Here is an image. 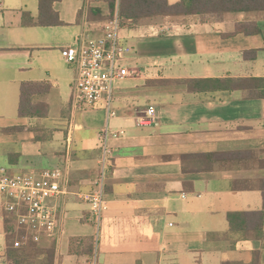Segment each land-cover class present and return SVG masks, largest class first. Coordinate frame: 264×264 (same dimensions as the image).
Segmentation results:
<instances>
[{"label": "crops", "instance_id": "crops-1", "mask_svg": "<svg viewBox=\"0 0 264 264\" xmlns=\"http://www.w3.org/2000/svg\"><path fill=\"white\" fill-rule=\"evenodd\" d=\"M54 7L63 25L30 26L25 20L38 19L39 0H0V128L23 127L5 134L0 129V168L64 169L55 264L95 260L81 253L86 243L74 247L80 253L72 252V239L96 233L82 194L99 176L106 127L112 153L97 264H264V239L232 231L228 221L229 212L264 209V98H251L241 88L194 91L153 83L264 78V18L236 14L230 31L223 27L231 14L223 22L166 16L122 27L121 42L132 51L121 64L132 76L117 82L111 115L104 101L75 102L77 65L62 55L76 37L103 35L104 22L90 21L88 9L106 15L107 2L62 0ZM253 20L261 34L231 35L238 22ZM254 49L257 57L245 59L244 51ZM27 81L51 84L37 96L48 105L46 116L16 113L15 96ZM6 106L10 116L1 109ZM150 108L155 120L140 125ZM246 151L255 158L207 172L182 169L185 154ZM7 215L0 193V264H8ZM38 244L45 248L51 241Z\"/></svg>", "mask_w": 264, "mask_h": 264}, {"label": "trees", "instance_id": "trees-1", "mask_svg": "<svg viewBox=\"0 0 264 264\" xmlns=\"http://www.w3.org/2000/svg\"><path fill=\"white\" fill-rule=\"evenodd\" d=\"M62 0H39L40 12L36 21L25 20L32 26H58L64 22L60 19L55 3ZM108 4V14H103L97 7L88 9V17L93 22H105L116 13L118 0H105ZM119 13L121 26L135 25L144 18L199 16L204 22H223L229 14H249L256 18H264V0H178L171 3L169 0H120ZM94 14V16L92 15ZM263 32L257 20L241 21L236 24L231 35L245 34L258 35ZM258 50L244 51L245 59H255ZM159 86H186L189 90L204 91L213 89H246L251 98H264V78H248L238 81L224 79H162L153 82ZM51 84L43 81H27L22 83L19 100L20 117H43L48 114V105L38 101L37 96L50 91ZM6 132L23 130L21 126L8 127ZM251 151L246 152H209L201 154L182 155L184 173L212 171L218 165L226 167V163H237L247 159H254ZM264 192V179L262 181ZM264 194V193H263ZM228 221L232 231L252 232L256 239H264V209L258 211L229 212ZM7 234V263L8 264H55L56 240L45 248H41L27 230L19 226L15 217L8 214L5 218ZM100 241V240H99ZM95 236L86 240L73 238L76 250L77 243H86L88 253L96 257L97 243ZM78 245V247H79Z\"/></svg>", "mask_w": 264, "mask_h": 264}, {"label": "built area", "instance_id": "built-area-1", "mask_svg": "<svg viewBox=\"0 0 264 264\" xmlns=\"http://www.w3.org/2000/svg\"><path fill=\"white\" fill-rule=\"evenodd\" d=\"M118 0L116 13L103 24V35L98 37H76L74 45L62 48V55L68 63L77 65L74 99L77 104L93 106L104 101L110 114L114 115L112 102L117 82L132 76L122 66V58L132 51L121 42V20ZM155 120L154 109L140 117V125ZM110 131L106 127L102 134L103 153L99 161V176L93 189L83 193L82 198L90 205L96 228L95 238L100 240L102 224L108 209L106 184L109 171ZM63 168H47L40 171L11 173L0 168V193L5 200V211L12 214L18 225L24 227L36 243L45 238L55 240L60 225L61 196L66 192ZM185 197V195H183ZM92 264H97V259Z\"/></svg>", "mask_w": 264, "mask_h": 264}, {"label": "rangeland", "instance_id": "rangeland-1", "mask_svg": "<svg viewBox=\"0 0 264 264\" xmlns=\"http://www.w3.org/2000/svg\"><path fill=\"white\" fill-rule=\"evenodd\" d=\"M171 3H176L178 0H169ZM236 14H231V16H229V20H228V22L225 24V27H223V29L224 30H226V31H230V30H232L233 29V24H231L233 21H232V16H235ZM43 54H45V53H43ZM129 65V64H128ZM35 70H39V69H34V71ZM20 93V92H19ZM50 94H52L53 96H56L57 94L56 93H50ZM51 95V96H52ZM19 100H20V96H19V94H18V96L16 97L15 96V102L17 103L16 104V106H15V110H16V113L18 112L19 113ZM2 110H4L5 111V113H7L6 115L7 116H10V114L12 113L10 110H9V107L8 106H6V107H3V108H1ZM1 129V132L3 133V134H5V130L3 129V128H0ZM16 132H18V131H16ZM16 132H13V133H16ZM3 161V160H2ZM6 167H9L10 168V165L7 163H5L4 164ZM97 248H99V246H97ZM97 255H99L98 253H97V250H96V257H97Z\"/></svg>", "mask_w": 264, "mask_h": 264}]
</instances>
